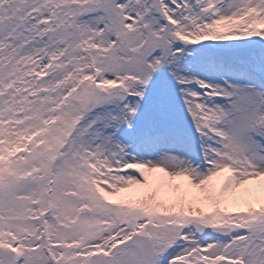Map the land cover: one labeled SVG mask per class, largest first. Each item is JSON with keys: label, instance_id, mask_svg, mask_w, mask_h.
<instances>
[{"label": "snow or ice", "instance_id": "6c2138e0", "mask_svg": "<svg viewBox=\"0 0 264 264\" xmlns=\"http://www.w3.org/2000/svg\"><path fill=\"white\" fill-rule=\"evenodd\" d=\"M0 264H264V0H0Z\"/></svg>", "mask_w": 264, "mask_h": 264}]
</instances>
